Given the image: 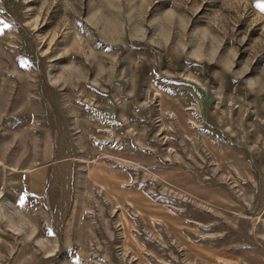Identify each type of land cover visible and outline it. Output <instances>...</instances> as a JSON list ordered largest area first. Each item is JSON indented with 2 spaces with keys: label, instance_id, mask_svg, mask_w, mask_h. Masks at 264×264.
I'll return each instance as SVG.
<instances>
[{
  "label": "rangeland",
  "instance_id": "374dc122",
  "mask_svg": "<svg viewBox=\"0 0 264 264\" xmlns=\"http://www.w3.org/2000/svg\"><path fill=\"white\" fill-rule=\"evenodd\" d=\"M0 264H264V0H0Z\"/></svg>",
  "mask_w": 264,
  "mask_h": 264
}]
</instances>
